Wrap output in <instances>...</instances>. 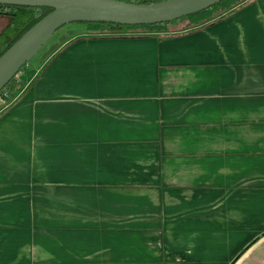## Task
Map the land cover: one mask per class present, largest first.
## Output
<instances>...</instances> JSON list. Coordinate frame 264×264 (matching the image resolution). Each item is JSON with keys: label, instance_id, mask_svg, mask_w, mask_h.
Returning a JSON list of instances; mask_svg holds the SVG:
<instances>
[{"label": "crops", "instance_id": "crops-1", "mask_svg": "<svg viewBox=\"0 0 264 264\" xmlns=\"http://www.w3.org/2000/svg\"><path fill=\"white\" fill-rule=\"evenodd\" d=\"M173 24L68 23L24 64L0 264H264V0Z\"/></svg>", "mask_w": 264, "mask_h": 264}, {"label": "water", "instance_id": "water-1", "mask_svg": "<svg viewBox=\"0 0 264 264\" xmlns=\"http://www.w3.org/2000/svg\"><path fill=\"white\" fill-rule=\"evenodd\" d=\"M218 0H0V3L47 6L51 10L28 27L0 54V89L60 26L80 21L147 24L171 21L207 8Z\"/></svg>", "mask_w": 264, "mask_h": 264}, {"label": "trees", "instance_id": "trees-1", "mask_svg": "<svg viewBox=\"0 0 264 264\" xmlns=\"http://www.w3.org/2000/svg\"><path fill=\"white\" fill-rule=\"evenodd\" d=\"M136 3H149L158 0H123ZM242 0H218L211 4L207 8L183 15L179 18L171 21L155 22L147 24H119L115 22H99V21H75L70 22L72 24H83L87 29L95 30L96 32H121L129 30L139 31H163L170 23H177L182 19L187 22L180 27H190L198 25L202 22L211 20L214 17L220 16L229 9H231L236 3ZM51 10L47 6H25V5H13L0 3V14L8 16L7 23L0 30V54L14 41L22 32L30 27L34 22L40 19L44 14ZM63 26V25H62ZM61 27V26H60ZM25 64V63H24ZM24 64L19 68L22 69ZM7 88L9 90V99L14 96L19 88V83L14 81V76L11 77L8 82L1 88ZM9 99H6L7 102Z\"/></svg>", "mask_w": 264, "mask_h": 264}, {"label": "rangeland", "instance_id": "rangeland-1", "mask_svg": "<svg viewBox=\"0 0 264 264\" xmlns=\"http://www.w3.org/2000/svg\"><path fill=\"white\" fill-rule=\"evenodd\" d=\"M8 20V16L6 15H0V28L3 27L6 22ZM187 21L185 19H182L180 20L179 22H177V24H173V25H176V26H181L182 24H185ZM68 24V23H67ZM67 24H64L63 26L59 27L58 29H56L54 31V33L38 48V50L35 52V54L30 57L28 61H32V60H35L36 57H38L41 53H43L44 51H48L50 48H51V45L54 44L57 39H58V36H60L62 33L65 34L64 32V27L65 25ZM72 24V23H70ZM67 27H70V29L67 31V35H74L76 33H81L84 31V29L86 28L83 24H80V25H69ZM87 29V28H86ZM89 29V28H88ZM87 29V30H88ZM90 32H94V33H106L105 31L104 32H96L95 30H91L89 29ZM107 32H112V31H107ZM21 74L20 72H16L14 74V81L17 82V83H21ZM8 91V94H9V90L7 88H4ZM3 106V103L0 102V109L2 108Z\"/></svg>", "mask_w": 264, "mask_h": 264}, {"label": "built area", "instance_id": "built-area-1", "mask_svg": "<svg viewBox=\"0 0 264 264\" xmlns=\"http://www.w3.org/2000/svg\"><path fill=\"white\" fill-rule=\"evenodd\" d=\"M12 98L13 97H11L10 99H12ZM6 99H9L8 91L6 89H2V90L0 89V102L1 103H7L10 100L9 99L7 102H5Z\"/></svg>", "mask_w": 264, "mask_h": 264}, {"label": "flooded vegetation", "instance_id": "flooded-vegetation-1", "mask_svg": "<svg viewBox=\"0 0 264 264\" xmlns=\"http://www.w3.org/2000/svg\"><path fill=\"white\" fill-rule=\"evenodd\" d=\"M0 15H5V14H0ZM6 16H7V15H6ZM6 23H7V22H6ZM4 26H5V25H4ZM4 26H3V27H4ZM3 27H1L0 30H1Z\"/></svg>", "mask_w": 264, "mask_h": 264}]
</instances>
